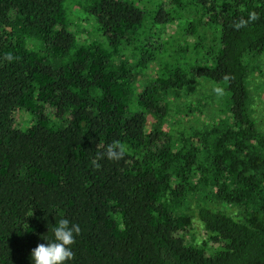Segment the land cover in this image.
<instances>
[{
  "label": "trees",
  "instance_id": "obj_1",
  "mask_svg": "<svg viewBox=\"0 0 264 264\" xmlns=\"http://www.w3.org/2000/svg\"><path fill=\"white\" fill-rule=\"evenodd\" d=\"M261 56L264 0H0V264H32L60 219L81 228L66 264H264ZM114 140L124 158L98 159Z\"/></svg>",
  "mask_w": 264,
  "mask_h": 264
},
{
  "label": "rangeland",
  "instance_id": "obj_2",
  "mask_svg": "<svg viewBox=\"0 0 264 264\" xmlns=\"http://www.w3.org/2000/svg\"><path fill=\"white\" fill-rule=\"evenodd\" d=\"M135 4H137L139 7L143 8L145 6H150L153 0H132ZM69 9H71L70 18L72 19L74 23V29L79 31V34L82 38L85 40H91V34H90V24L85 22L83 20V15L79 12V10L75 7L74 2H68ZM76 26V28H75ZM178 33V27L177 24H171L170 26H167L166 31L164 32V35L161 37V40H167V38H173ZM251 67L253 68L252 73L249 77V85L248 90L251 95L252 99V106L255 112V116L257 118L261 119V124H264V56H261V58L252 59L250 61ZM201 84L200 86H202ZM210 91L209 86H204L201 89L202 95L208 94ZM200 92V93H201ZM200 98H202L201 94ZM216 95V94H215ZM197 96V95H196ZM206 102L208 103L207 109L202 111L201 113L195 112L196 121L199 123L207 122L210 119L209 112L215 111L217 112L220 105V100L218 99L217 95L213 97V101L211 99L206 98ZM24 118L26 117H19L20 122H24ZM183 238L185 239V242L192 243V244H200L204 238L205 235L202 232V228L199 224L195 223L192 228H190L186 232H182L181 234Z\"/></svg>",
  "mask_w": 264,
  "mask_h": 264
},
{
  "label": "clouds",
  "instance_id": "obj_3",
  "mask_svg": "<svg viewBox=\"0 0 264 264\" xmlns=\"http://www.w3.org/2000/svg\"><path fill=\"white\" fill-rule=\"evenodd\" d=\"M259 15L256 11H251L247 19L243 16L233 24V28L240 30L247 27L249 24L257 21ZM223 79L228 81L231 79L230 75L226 74ZM217 96L224 95V88L216 87L213 89ZM127 152V147L119 140H114L108 144L103 153L98 154V159H103L105 156L109 160L118 161L123 159ZM96 168L100 165L93 161ZM54 239L51 242L38 243L31 251L32 264H66L74 258V252L71 246L75 243V237L81 232L79 224H70L68 219H60L52 228Z\"/></svg>",
  "mask_w": 264,
  "mask_h": 264
}]
</instances>
